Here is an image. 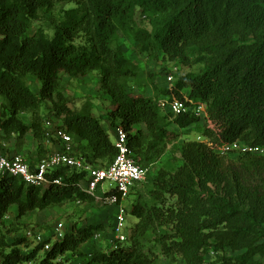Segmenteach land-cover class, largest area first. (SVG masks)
Masks as SVG:
<instances>
[{
    "label": "trees",
    "instance_id": "obj_1",
    "mask_svg": "<svg viewBox=\"0 0 264 264\" xmlns=\"http://www.w3.org/2000/svg\"><path fill=\"white\" fill-rule=\"evenodd\" d=\"M64 3L72 6L57 11V6ZM139 9L142 13L174 11L154 37L157 47L173 57L184 56L185 45L205 40L212 32L221 35V45H233L222 51L208 70L197 76L183 75L164 91L171 101L207 105L204 135L212 145L192 146L187 172L177 176V180L174 178V182L163 184L166 192L178 198V211L168 214L184 227H191L197 218L207 221L208 214L219 217L222 213L223 219L218 222L223 223L244 211L243 206L249 201L264 203V195L258 188L264 177L261 159L247 154L240 156L239 165L230 164L215 153L237 140L264 149V34L259 32L264 29V0H0V98L4 100L0 131L21 137L33 132L42 159L47 154L42 118L35 115L33 122L26 125L19 114L27 110L37 112L49 100L61 127L74 138L77 152L92 164H111L117 150L101 120L92 114L72 111L58 92L62 75L78 77L98 71L113 102L108 113L110 126L127 133L135 160L143 168L137 154L141 152L140 141L144 136L151 138V150L177 135L167 129L165 117L160 113L161 104L130 93L121 83L122 79L136 75L137 66L125 56L119 35L129 34L131 21ZM47 16L52 17L54 34L40 28L33 31L34 25ZM250 35L256 38L247 45L246 37ZM30 75L41 83L39 94L27 86L26 78ZM198 120L187 114L175 117L173 122L185 128ZM140 125L144 129L135 131ZM83 143L89 150L86 154L81 149ZM147 159L143 156L144 164ZM101 161L107 163L99 164ZM59 177L63 178L61 186L50 183L45 188L28 186L15 177L0 179V221L13 207L17 209V218H23L28 213L77 199L95 200L82 189L86 173L64 167L50 175L51 180ZM210 185L224 193L225 197H220L223 206L215 202L210 205L213 196L206 193ZM111 194L117 195L121 202L117 191H108L105 197ZM145 210L143 205L134 204L130 215L142 219L160 214L150 208L146 215ZM100 229L73 227L49 251L43 250L44 244H37L28 254L19 249L26 239L10 245L6 236L0 235V264H28L37 261L40 253L43 256L38 264H62L64 256L78 253L81 245ZM240 238L235 232L228 243ZM176 247L184 255L191 248L181 242L173 244ZM95 263L148 264V261L134 239L126 248L96 254L89 264Z\"/></svg>",
    "mask_w": 264,
    "mask_h": 264
},
{
    "label": "rangeland",
    "instance_id": "obj_2",
    "mask_svg": "<svg viewBox=\"0 0 264 264\" xmlns=\"http://www.w3.org/2000/svg\"><path fill=\"white\" fill-rule=\"evenodd\" d=\"M71 6L68 3L58 5L57 11ZM173 13L174 11L142 13L139 9L131 21L129 34L120 33L119 35V43L125 56L137 66L136 75L122 79L121 83L130 93L151 98L161 104L160 113L162 117H165L164 123L167 129L177 135L151 150H149L151 138L144 136L140 141L141 152L137 154V159L142 161L143 168L147 172L145 180L124 200L128 215L127 224L122 233L127 235L128 240L122 245L115 240L117 206L102 201L77 199L43 211L28 213L23 218H17V209L13 207L0 221V235H5L10 245H14L18 239H26V243L19 246L23 254L30 253L36 247V243L27 237L29 231L42 234L44 239L50 240L53 245L55 229L59 224H63L67 231L73 227L83 229L99 226L101 229L90 241L81 245L78 253H68L64 256L62 264H89L96 254H108L116 245L126 248L134 242V239L148 264H212L215 262L217 264H264V203L249 201L250 204L243 206L244 211L223 223L218 222L219 219H223L222 213L219 217L208 214L207 221L197 218L191 227H184L171 214H168V211L171 213L178 211V198L166 192L163 184L174 182V178L177 180V176L181 177L187 172L185 167H187V157L192 152L190 150L192 146L210 148L212 145L210 139L204 135L206 120H198L185 128L173 122L175 117L165 109V105L171 101L170 96L164 91L173 86L183 75L202 74L219 58L222 51L233 47V45H221V35L212 32L205 40L185 45V55L179 58L161 51L154 37L160 33ZM50 19H52L51 16L42 18L34 25L33 31L40 28L53 35ZM259 32L261 35L264 34V29ZM255 38L251 35L247 36L246 44H253ZM169 76L173 77L170 82ZM26 82L33 92L40 93L41 83L36 77L30 75L26 78ZM58 92L63 94L67 106L72 111L98 117L110 135L111 141H115L116 129L110 126L108 117V113L113 108V102L102 86L98 71L78 77L62 75ZM3 103L4 100L0 98V114ZM52 110L53 102L47 100L41 104L37 112L22 111L19 117L26 125L33 122L35 115L42 118L43 127L46 121H51L57 126L61 125V120L56 118ZM134 129L135 131L144 129V126L140 125ZM38 144L33 132L21 137L17 134L7 135L0 131V155H21L28 162L36 164L42 156L38 150ZM81 149L85 154L89 152L86 143H83ZM145 155L148 159L144 164L142 159ZM220 157L230 164H238L241 160L240 155L236 154L220 155ZM251 157L261 159L264 165V153ZM106 163L107 161L99 162L102 165ZM260 181L262 183L258 185V188L264 195V177ZM115 187L114 184L110 186V183H105L102 191L108 192ZM209 187L210 190L206 193L213 196L210 205L215 202L223 206L220 197H225L224 193H220L218 187L212 185ZM134 204L143 205L147 211L146 215L150 213V208L159 210L160 214L157 213L151 218H146L147 216L142 219L136 218L130 215ZM210 224L213 227H209ZM235 232L240 234L241 238L228 243ZM180 242L190 245L188 255L182 254L177 247L173 248V244ZM215 245L218 247L216 248ZM42 256L43 254L40 253L37 261L28 264H38Z\"/></svg>",
    "mask_w": 264,
    "mask_h": 264
},
{
    "label": "built area",
    "instance_id": "obj_3",
    "mask_svg": "<svg viewBox=\"0 0 264 264\" xmlns=\"http://www.w3.org/2000/svg\"><path fill=\"white\" fill-rule=\"evenodd\" d=\"M172 79V76L168 77L169 82ZM165 106V109L173 117L190 114L199 120H205L208 116L206 104L187 105L176 100L169 101ZM61 126L62 124L57 126L51 121L45 122L43 133L47 154L36 164L28 162L21 155H0V179L15 177L28 186L45 188L50 183L57 186L62 185L63 178L50 179V175L61 168L67 167L80 173H86L87 181L81 185L82 189L96 201L117 206L114 235L118 244L122 245L128 240L127 235L122 233L126 227L128 215L124 207V200L129 197L135 187L145 180L147 170L137 164L135 154L129 146L128 135L123 129L117 128L115 131L114 146L117 155L114 161L107 166H101L90 163L84 155L78 153L74 138ZM215 153L219 156L228 154L260 155L264 153V149L237 140L216 149ZM105 183L116 186L110 191L120 193L121 202L114 194L105 197L106 192L102 191ZM67 233L63 224H59L53 235L54 242L62 241ZM27 237L31 238L36 245L44 244V251L50 250L52 246V243H46L47 240L40 233L29 231ZM120 247L116 245L114 250Z\"/></svg>",
    "mask_w": 264,
    "mask_h": 264
}]
</instances>
